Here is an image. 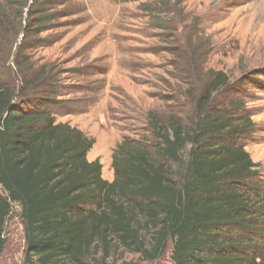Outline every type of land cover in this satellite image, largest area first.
Returning a JSON list of instances; mask_svg holds the SVG:
<instances>
[{
  "label": "trees",
  "instance_id": "trees-1",
  "mask_svg": "<svg viewBox=\"0 0 264 264\" xmlns=\"http://www.w3.org/2000/svg\"><path fill=\"white\" fill-rule=\"evenodd\" d=\"M12 8L0 10V257L17 205L24 264H89L98 254L104 263L118 248L156 261L169 242L171 264H264L259 164L241 144L254 125L236 94L218 101L229 76L193 67L191 57L186 93L170 113L151 114L149 137L115 149L110 182L88 159L95 139L57 121L54 93L40 98L52 76L25 52L36 5ZM41 19L39 33L50 17ZM196 46L207 48L196 37L185 50Z\"/></svg>",
  "mask_w": 264,
  "mask_h": 264
},
{
  "label": "rangeland",
  "instance_id": "rangeland-1",
  "mask_svg": "<svg viewBox=\"0 0 264 264\" xmlns=\"http://www.w3.org/2000/svg\"><path fill=\"white\" fill-rule=\"evenodd\" d=\"M18 2H25V13L36 5L25 22V52L38 73L52 76L40 98L54 93L57 101L49 108L57 121L95 139L88 159L103 165L104 179L114 180L115 149L124 140L149 137L151 114L170 113L174 98L186 93L192 57L191 66L229 76V93L218 101L236 94L254 125L241 144L259 164L256 182L264 194V0H0V10L11 13ZM42 16L50 19L39 33ZM196 37L207 48L196 46L190 54L186 45ZM185 105L183 100L180 109L187 112ZM4 237L0 264H24L17 205ZM171 256L169 242L156 261L118 248L104 263L100 254L88 263L171 264Z\"/></svg>",
  "mask_w": 264,
  "mask_h": 264
}]
</instances>
